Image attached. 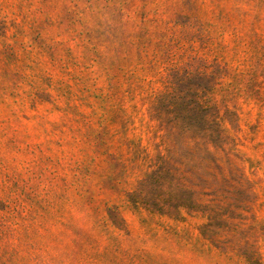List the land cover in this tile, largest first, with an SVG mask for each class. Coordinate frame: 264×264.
<instances>
[{
    "label": "rangeland",
    "instance_id": "rangeland-1",
    "mask_svg": "<svg viewBox=\"0 0 264 264\" xmlns=\"http://www.w3.org/2000/svg\"><path fill=\"white\" fill-rule=\"evenodd\" d=\"M0 264H264V0H0Z\"/></svg>",
    "mask_w": 264,
    "mask_h": 264
}]
</instances>
